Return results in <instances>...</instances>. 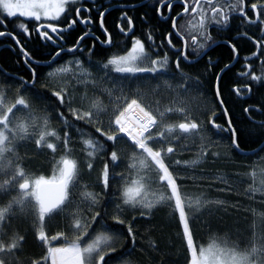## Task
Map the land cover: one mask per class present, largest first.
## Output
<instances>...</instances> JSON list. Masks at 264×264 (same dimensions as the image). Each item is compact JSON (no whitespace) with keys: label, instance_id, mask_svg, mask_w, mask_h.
<instances>
[{"label":"snow or ice","instance_id":"obj_1","mask_svg":"<svg viewBox=\"0 0 264 264\" xmlns=\"http://www.w3.org/2000/svg\"><path fill=\"white\" fill-rule=\"evenodd\" d=\"M115 7L114 0H0V26L8 18L35 24L20 22L19 34L0 30L19 46L27 72L0 70V264H25L26 233L14 226L17 219L30 222L43 248L27 264H146L135 256L136 224L160 207L178 218L184 264H264V227L238 241L214 236L206 246L197 245L193 231L212 206L264 221V157L259 165H235L245 172L212 174L223 185L219 193L242 195L247 205L183 189L185 181H205L202 166L219 160L221 148L232 163L264 152V0H153L154 15L168 27L140 36L129 13L148 5L125 0L115 24L122 42L106 26ZM79 26L82 34L65 47ZM33 31L54 49L42 62L19 38ZM245 40L254 50L241 57ZM217 44L228 50L229 62L209 55ZM201 61L204 72L185 71ZM236 64L242 70L228 91L244 101L252 128L235 125L224 98L223 77ZM152 81L147 91L141 87ZM252 136L260 147L244 151ZM193 149L192 158H182ZM29 150L45 155L51 175L30 170ZM246 177L251 182L240 190ZM53 226L58 230L49 235ZM148 247L159 251L155 240ZM151 253L153 264H162Z\"/></svg>","mask_w":264,"mask_h":264},{"label":"trees","instance_id":"obj_2","mask_svg":"<svg viewBox=\"0 0 264 264\" xmlns=\"http://www.w3.org/2000/svg\"><path fill=\"white\" fill-rule=\"evenodd\" d=\"M115 4L124 3L125 0H114ZM128 2H136V0H128ZM148 5L147 8H140L138 11L130 12V15H133L136 24L135 34L140 36L143 34L144 30L149 28L156 30H165L168 25L164 24L160 21L153 13L151 5L153 4V0H149L144 3ZM147 12V16L144 20H141L139 17L143 16V14ZM120 11L118 8H113L110 14H106V26L109 28L111 32L115 34V38L118 39L120 35L116 32L115 24L119 22ZM6 22V30L7 31H15L19 29L17 25L20 22L28 23L30 28L34 27V23L30 22L25 18H8ZM83 28L81 26L73 29L71 34L68 36V45H71L74 42V38L79 34H82ZM21 40V35H19ZM23 42V41H22ZM21 42V43H22ZM87 43V40L85 41ZM23 44V43H22ZM26 50L30 52L34 57H39L42 53L39 51H34L30 46H26ZM41 51V50H40ZM42 50V52H44ZM115 51V49H113ZM100 57H93V59H99ZM66 60V58H64ZM21 55L16 52V54H12L10 51H0V65L5 69V71L9 72V74L17 75V76H26V73H23V69L17 65V62L20 64ZM197 71V70H195ZM195 71H188L193 74L197 73ZM233 72V69L232 71ZM1 77H4L0 74ZM4 80V79H3ZM1 80V81H3ZM231 81L229 75H225L223 77V94L224 98L227 101V106L230 108L234 123L238 128H252V125L247 120L245 114L242 112V106H246L244 101L234 98L229 94V87L231 84L228 82ZM207 87V84L205 85ZM207 98L212 100L211 93H208ZM251 103V101H248ZM18 115L20 113H17ZM175 120V117H172ZM218 123H223V118L217 121ZM55 124L56 122L53 121ZM224 143H227V134H223ZM260 145V141L255 137H245L241 147L244 150H251ZM195 149L191 152L186 151L183 155V159L192 157ZM222 155L219 160L216 162L209 161L207 164L202 167L208 173V176L205 178L203 183L193 182V181H185L183 182V189L186 193L197 194L200 191H203L208 199H226L229 202V205L235 203L237 200L241 201V203L247 205L248 200L244 196H237L231 193H219L217 191L218 187H222L223 185L219 184V182H212V174H225L232 172H245L248 169L243 167H236L235 165L239 164H253L250 157H236L235 163L229 162L224 158V150L220 149ZM29 157H31L28 162V167L30 170L36 172V174H45L51 175V168L46 162V157L43 154H37L32 150L28 152ZM101 165L97 164V168ZM184 174V173H181ZM190 174V173H189ZM95 175V173H93ZM87 179V177H86ZM250 178H244V181L239 183L237 187L240 190H243L247 187V184L250 183ZM257 199L259 197L257 196ZM15 227H17L21 234L26 233V241L23 244V252L20 254V259L27 264V260L29 257L36 258L43 253V248L39 241L34 239L32 227L29 223H25L20 219L13 221ZM264 227V221H261L259 218H254L250 212H245L243 209L235 210L231 206H225L217 208L215 206L210 207L209 210L203 212V215L200 216V219L195 221L193 224L194 238L197 245L206 246L214 236L220 238H226L233 241H238L239 239H246L251 235V233L256 230L258 231L260 228ZM136 228H138L141 233L140 236L137 237V245L135 256L145 261L146 264H153V261L149 257V253L151 250L148 245L150 241L155 240L159 245V251L156 253H151L152 256H155L157 261H162V264H184V253L185 248L182 243V239L180 236V228L178 227V218L172 215V211L167 207H160L154 211V214L150 219H140ZM58 230L56 227H51L49 231V235L54 234V232ZM143 249V251H142Z\"/></svg>","mask_w":264,"mask_h":264},{"label":"flooded vegetation","instance_id":"obj_3","mask_svg":"<svg viewBox=\"0 0 264 264\" xmlns=\"http://www.w3.org/2000/svg\"><path fill=\"white\" fill-rule=\"evenodd\" d=\"M158 18V17H157ZM26 19V18H25ZM159 19V18H158ZM6 21H8V19L6 20ZM5 24H6V22H5ZM7 26V25H6ZM82 28H83V26H81ZM35 28V25H34V27L33 28H31V29H34ZM0 30H4V31H7L6 30V28L5 27H2V26H0ZM83 30H84V28H83ZM156 30V29H155ZM20 29H18L17 30V34H19L20 33ZM97 34H99V32H97ZM119 34V33H118ZM251 34V33H250ZM69 36V35H68ZM67 36V39H69V37ZM21 42L25 45V46H30L31 47V49H33L35 52L36 51H39L40 53H42L41 55H39V57H41V58H38V57H34V58H36V59H39V60H41V62L44 60V58H46L47 57V53H48V51L49 50H54V49H52V47H51V45L50 44H48L47 42H44V41H40L38 38H37V36L35 35V33H34V31L32 32V35L30 36V37H24L23 35H21ZM125 38H123V37H119L117 40L118 41H123ZM217 39H222V37H217ZM85 44H87V45H90L91 44V40L89 39V40H87V43H85ZM67 46H70V45H65V47H67ZM239 47H240V49H241V57H243L244 55H249L253 50H254V47L250 44V42H248V41H241V42H239ZM45 49V51L44 52H42V50H44ZM41 50V51H40ZM0 51H3V52H6V51H10L12 54H16V52H18V54L19 55H21V53L19 52V46L18 45H16L15 44V42L10 38V37H8V36H5V37H0ZM209 55H212L213 57H219L223 62H229V60H228V50L222 45V44H217L216 46H215V51L214 52H211V53H209ZM64 58H66V59H68L69 57H67V56H65ZM207 59V57H205V60ZM17 65L18 66H20L21 65V67H22V69H23V73H26L27 74V72H26V69H25V67H24V65H23V56L21 55V61H20V64H19V62H17ZM221 67L223 66L222 64L220 65ZM5 68V67H4ZM1 65H0V70L2 69V72L3 73H8L9 74V72H7V71H5V69H4ZM41 70L43 71V72H47L48 71V69L46 68V67H44L43 66V64H41ZM195 70H197V71H195ZM218 70V69H217ZM239 70H242L241 69V64H236V66L233 68V72H228L227 73V75H229V78H231V81H229L228 83L229 84H232V82L236 79V77H235V73L237 72V71H239ZM185 71H195V72H204V61H201V63L199 64V65H195L193 68H191V69H189V68H187L186 66H185ZM17 76V75H16ZM145 78H147V77H145ZM4 79V77H1L0 76V81L1 80H3ZM154 85L155 84V81H152L151 83H150V85ZM150 87H152V86H150ZM133 88H135L134 86H133ZM261 91H264V89H262ZM239 99V98H238ZM251 103H252V101H251ZM173 116H177V115H173ZM256 119H262L261 117H256ZM264 152H259V154L257 155V156H251L250 158H251V161H252V163H254L253 161L256 159V158H258V157H260L262 154H263ZM190 158H192V157H189V158H186V159H190ZM252 234V233H251Z\"/></svg>","mask_w":264,"mask_h":264},{"label":"rangeland","instance_id":"obj_4","mask_svg":"<svg viewBox=\"0 0 264 264\" xmlns=\"http://www.w3.org/2000/svg\"><path fill=\"white\" fill-rule=\"evenodd\" d=\"M26 19H28V18H26ZM142 79H144L145 81H147L149 78H145V77H143ZM133 86L134 87H136V85L135 84H133ZM150 86H153L152 84L150 85V83H144V84H142L141 85V87L145 90V91H147L149 88H150ZM207 100L209 101V103L211 102V100H210V98H207ZM194 106H195V103H194ZM172 117H175V120H179V119H181V117H179L178 115L177 116H172ZM172 117H171V119H172ZM261 157H264V153L260 156V157H258V158H256L253 162V164H257V165H259V164H261ZM38 175V174H37Z\"/></svg>","mask_w":264,"mask_h":264},{"label":"water","instance_id":"obj_5","mask_svg":"<svg viewBox=\"0 0 264 264\" xmlns=\"http://www.w3.org/2000/svg\"><path fill=\"white\" fill-rule=\"evenodd\" d=\"M149 0H142V2L143 3H146V2H148ZM119 5L120 4H116V7L115 8H119ZM41 64H43V63H41ZM260 147V145L258 146V147H256L257 149ZM244 151H250V150H244Z\"/></svg>","mask_w":264,"mask_h":264},{"label":"bare ground","instance_id":"obj_6","mask_svg":"<svg viewBox=\"0 0 264 264\" xmlns=\"http://www.w3.org/2000/svg\"><path fill=\"white\" fill-rule=\"evenodd\" d=\"M137 34V33H136ZM2 70V69H1Z\"/></svg>","mask_w":264,"mask_h":264}]
</instances>
